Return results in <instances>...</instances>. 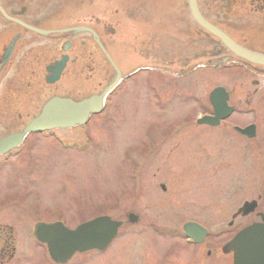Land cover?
I'll list each match as a JSON object with an SVG mask.
<instances>
[{
    "label": "rangeland",
    "instance_id": "obj_1",
    "mask_svg": "<svg viewBox=\"0 0 264 264\" xmlns=\"http://www.w3.org/2000/svg\"><path fill=\"white\" fill-rule=\"evenodd\" d=\"M148 1L149 21L133 27L127 36L130 24L120 12L124 23L120 37L128 43L120 48L119 74L146 63V59L162 65V72L140 74L112 97L111 105L82 128L90 138L83 150L52 145L53 140L39 141L36 173L24 179L27 186L18 192L23 206L17 208L19 217L11 224L16 249L10 264H53L45 247L32 235L37 220L52 222L59 214L73 228L100 215L126 221L129 212H134L138 221L123 226L103 253H76L66 264H231L230 256L221 252L226 234L253 219H232V214L244 201L253 199L258 204L256 210L264 212V166L260 165L257 143L195 122L211 112L209 94L220 86L233 90L231 102L240 111L251 109L252 113L254 105L250 103L254 104L255 98L239 88L242 78L251 76L203 67L209 47L200 39L196 44L190 29L176 30L174 0H156L157 5ZM49 3L63 19L78 18L90 7H128L127 0ZM152 20L162 26L153 29ZM160 40L166 43L158 46ZM148 49L150 54L145 53ZM79 52L77 48L72 54ZM196 65L200 67L190 70ZM62 80L51 90L59 94L80 91L79 75L68 71ZM91 87L89 91L100 88L97 82ZM251 120L249 113L244 116V121ZM78 130L77 136L68 128L55 133L68 142L81 141L84 134ZM17 212L7 208L6 216ZM186 220L209 231L203 245L191 246L181 235L171 236V232L182 231ZM229 221L233 229L227 225ZM207 249L212 253L206 255Z\"/></svg>",
    "mask_w": 264,
    "mask_h": 264
},
{
    "label": "flooded vegetation",
    "instance_id": "obj_2",
    "mask_svg": "<svg viewBox=\"0 0 264 264\" xmlns=\"http://www.w3.org/2000/svg\"><path fill=\"white\" fill-rule=\"evenodd\" d=\"M148 2V0H127L128 7L124 10L118 7L114 9L90 7L78 18L63 19L62 14L54 13L53 4L49 3V0H0V141L12 134L22 132L39 114L43 104L53 96L68 97L78 101L92 95H101L120 77L116 86L104 94L102 111H105L111 105L112 97L118 95L126 84L140 74L147 76L160 74L164 67L150 63V59H146V63L133 67L127 72L125 70L123 74H118L114 67L116 66L120 73L118 60L120 48L128 43V39L120 37L121 26L124 24L120 12L130 24L127 36L133 27L149 21L150 17L146 11V6L150 5ZM153 4L157 5L156 0ZM173 4L176 13V30L187 32L190 29L196 44L200 39L209 47V57L206 58L203 67L206 66L214 71L222 70V72L236 70L251 76L252 79L243 77L239 82V88L242 87L241 90L248 97L255 98V103H250L254 105V111L252 113H250L251 109L240 111L237 105L231 102L233 90L223 87L228 93V104L233 107L232 112L217 126H204L207 129L231 132L242 141H255L259 147L260 165L264 166V65L254 64L234 55L219 38L204 30L191 16L188 0H174ZM195 5L206 22L223 32L237 46L264 55V0H195ZM155 6L153 10H157ZM159 24L162 26L161 23ZM159 24L152 25V28H158ZM165 43L166 40H160L158 46ZM77 48L80 49L79 54H72ZM147 48L150 46L148 45ZM145 53L150 54L149 49ZM65 57L64 68L55 80L50 81L54 77L55 63ZM199 67V65L192 66L190 70ZM68 71H72L74 76H80L78 84L80 91L75 94L55 93L50 87L61 81ZM95 76L105 79L96 80ZM64 82L62 80V83ZM92 82H97L100 88L89 91L92 89L90 88ZM68 85L69 82L64 86ZM71 88L75 90L74 86ZM248 113L252 116V120L246 122L244 116ZM92 117L94 116H91L86 124ZM249 125H253L252 138H248L236 128H245ZM78 128L79 133L81 131L84 134L80 136L81 141L68 142L60 134L55 133L57 129L28 132L21 142L10 145L5 151L0 152V264H10L9 261H12L15 255L16 233L11 224L19 217L17 208L23 206V196L18 192L22 186H27V181L24 179L29 180L36 173L39 141L53 140L52 145L57 144L65 149L72 147L81 151L90 138L86 136V129H82L83 126L75 125L68 130H74L76 135ZM32 185H34L33 179L29 186ZM7 208H14L17 213L13 217H7ZM259 209H261L260 205ZM251 213L253 214L235 218L231 216L232 219L247 217L253 219L241 222L236 229H233V222L229 221L227 225L233 230L227 232L225 243L240 229L261 222L258 213H264L263 211L255 209ZM57 216L60 218L59 214ZM38 221L42 220L36 222ZM208 235L202 245L207 241ZM171 236L179 237V233H173ZM181 236L184 237L183 234ZM184 240L191 246L200 245L194 244L185 237ZM210 250L207 249L206 255L212 253ZM223 254L230 256L229 259L233 264L232 252Z\"/></svg>",
    "mask_w": 264,
    "mask_h": 264
},
{
    "label": "water",
    "instance_id": "obj_3",
    "mask_svg": "<svg viewBox=\"0 0 264 264\" xmlns=\"http://www.w3.org/2000/svg\"><path fill=\"white\" fill-rule=\"evenodd\" d=\"M189 10L196 22L206 31L219 38L223 44L236 56L242 57L255 64L264 65V55H259L237 46L223 32L206 22L198 13L195 0H188ZM65 58L54 65L55 80L63 68ZM117 73L118 69L115 67ZM105 89L101 95H92L88 98L74 101L70 98L54 96L42 106L40 113L20 133L12 134L0 141V152L5 151L10 145H16L22 140V136L29 131H43L52 128H69L76 124H83L90 114L98 113L102 108V96L109 90ZM228 94L217 87L209 94V102L212 105L213 115H204L197 122L216 126L226 118L232 108L227 105ZM253 126L240 130L248 137L253 136ZM256 207V201H245L233 217L242 216L252 212ZM264 221V214H261ZM127 219L135 223L138 216L128 213ZM120 221L111 219L107 215L97 216L91 220L82 222L74 228H68L61 222L44 223L37 222L34 225L33 235L40 243L44 244L50 259L56 264H64L75 253L90 250H104L115 238ZM186 237L195 243L203 241L207 234L206 229L195 222L183 224ZM222 251H232L233 264H264V223H254L240 230L223 247Z\"/></svg>",
    "mask_w": 264,
    "mask_h": 264
},
{
    "label": "bare ground",
    "instance_id": "obj_4",
    "mask_svg": "<svg viewBox=\"0 0 264 264\" xmlns=\"http://www.w3.org/2000/svg\"><path fill=\"white\" fill-rule=\"evenodd\" d=\"M122 56V54L120 55V57Z\"/></svg>",
    "mask_w": 264,
    "mask_h": 264
}]
</instances>
